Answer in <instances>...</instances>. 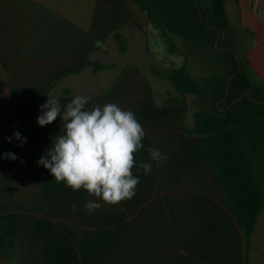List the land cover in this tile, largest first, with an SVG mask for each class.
Masks as SVG:
<instances>
[{
  "label": "crops",
  "instance_id": "1",
  "mask_svg": "<svg viewBox=\"0 0 264 264\" xmlns=\"http://www.w3.org/2000/svg\"><path fill=\"white\" fill-rule=\"evenodd\" d=\"M226 5L230 24L236 6L243 37H250L252 78L264 82V0ZM116 31L127 39L125 51ZM163 41L134 0H0L1 144L22 151L26 143L14 133L27 137L31 126L18 123L47 94L63 110L68 89L89 97V110L114 103L132 111L145 131L137 165L152 164L148 175L133 168L140 180L133 198L107 204L37 164L64 134L62 117L42 127L18 163L0 164V264H264V208L247 247L215 163L193 131L195 96L188 94L187 107L166 103L174 88L168 68L187 59L199 79L212 73L210 64L196 57L193 42L178 60L183 49L171 52ZM92 45L90 57L105 64L99 70L88 62ZM149 147L166 163L151 160ZM88 200L101 207L89 212Z\"/></svg>",
  "mask_w": 264,
  "mask_h": 264
},
{
  "label": "trees",
  "instance_id": "2",
  "mask_svg": "<svg viewBox=\"0 0 264 264\" xmlns=\"http://www.w3.org/2000/svg\"><path fill=\"white\" fill-rule=\"evenodd\" d=\"M134 1L147 13L171 52L180 50L175 37L180 35L186 41L211 48L222 61L223 70L205 79L211 91L210 102L214 106L212 110L195 112L193 131L203 138L205 148L215 163L219 182L243 225L249 247L264 208V82L253 80L249 59L239 57L236 44L227 35L230 17L226 0H200L204 19L196 0ZM219 31L220 43L216 46ZM116 38L120 49L125 51L127 39L119 31H116ZM96 47L92 45L89 48L87 57L93 68L99 70L105 64L90 57V52ZM223 47L228 48L220 49ZM153 68L156 69L155 64ZM164 76L178 92V95L171 94L166 103L180 102L187 107L189 93L203 99L205 87L192 74L187 59L181 65L168 68ZM243 94V98L232 104ZM72 98L67 89L60 103ZM223 98L224 101L218 103ZM40 106L38 103L28 111L17 125L31 126L22 151L5 147L0 142V164L18 163L29 151L42 130L37 123V117L41 115ZM9 152L16 154L18 159H4V154Z\"/></svg>",
  "mask_w": 264,
  "mask_h": 264
},
{
  "label": "clouds",
  "instance_id": "3",
  "mask_svg": "<svg viewBox=\"0 0 264 264\" xmlns=\"http://www.w3.org/2000/svg\"><path fill=\"white\" fill-rule=\"evenodd\" d=\"M40 106L37 117L40 127L52 124L62 117L63 135H57L46 154L39 158L38 165L50 171L57 182H64L74 191L84 189L90 196L102 199L107 204H119L136 195L140 183L133 175V168L143 169L148 175L152 171L150 162L137 165L136 154L144 148L145 131L132 111L122 110L114 103L102 107L86 108L89 97L74 96L63 110L52 95ZM15 138L23 147L27 137L15 132ZM9 142L12 137L8 138ZM151 160L166 163L167 157L157 149H147ZM4 159L16 160L14 153H5ZM23 163V161H21ZM72 210H76L73 204ZM84 207L94 212L101 204L93 200Z\"/></svg>",
  "mask_w": 264,
  "mask_h": 264
},
{
  "label": "rangeland",
  "instance_id": "4",
  "mask_svg": "<svg viewBox=\"0 0 264 264\" xmlns=\"http://www.w3.org/2000/svg\"><path fill=\"white\" fill-rule=\"evenodd\" d=\"M233 12H234V14L232 17L233 18L232 23L229 25V27L227 29V35L232 39V41L236 44L237 48L239 49V53H240L239 57L243 58L244 60H247L248 57H246L245 49L249 44L250 37L249 38H248V36L243 37L244 33L242 34V27H241V24H240L239 19H238V13H237L236 6H235V11H233ZM178 37H180V41H179L180 49H183V51H184V53L182 52V53H180L179 56H177L178 57L177 59L179 60V59H183L184 55H186L188 53L190 47H189L188 41H186L182 36H178ZM165 44L166 43L164 42L163 45H165ZM195 51L197 54L196 57H199V59L203 58L206 61H208V63L210 64V68H211L210 70L212 73H210V75H208V76L203 75L201 73L202 75H201V77H199V81L205 87L203 99H199L196 95H194L192 93H190V95H192L193 97L195 96L196 106L199 109L212 110L214 105L210 102L211 91L208 88V86L206 85L205 79L209 76H212L215 73L221 72L223 70V64H222L221 59L217 56L216 52H214L211 48H207V47L203 46L202 44L196 43L195 47L193 49V52L195 53ZM129 58H130V56H124L123 60H128ZM205 60H203V61H205ZM182 63H178V64L180 65ZM173 66H175V65H173ZM196 66H197V69H199V66L197 64H196ZM147 74H148V76H150L149 73H147ZM260 82L263 83V81H260ZM169 92H171V94L178 95V92L175 91L174 88L170 89ZM187 97H188V94H187ZM223 101H224V99L220 100L218 103H221Z\"/></svg>",
  "mask_w": 264,
  "mask_h": 264
},
{
  "label": "water",
  "instance_id": "5",
  "mask_svg": "<svg viewBox=\"0 0 264 264\" xmlns=\"http://www.w3.org/2000/svg\"><path fill=\"white\" fill-rule=\"evenodd\" d=\"M197 2V5H198V8H199V11L202 15V18L204 19V14H203V10H202V7H201V4H200V0H196ZM220 37H221V31H219V36H218V39L216 41V46H218L219 42H220ZM225 48H228V47H223V48H220V49H225ZM229 48H232V47H229ZM228 94V93H227ZM245 94H243L242 96H240L238 99H236L232 104H234L236 101L240 100L241 98H243ZM226 97V96H225ZM224 97V98H225ZM223 98V99H224ZM222 100V99H221Z\"/></svg>",
  "mask_w": 264,
  "mask_h": 264
}]
</instances>
